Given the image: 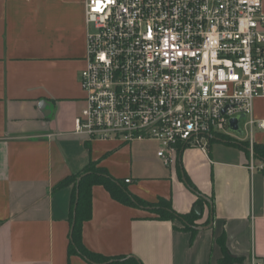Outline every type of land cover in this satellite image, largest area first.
Wrapping results in <instances>:
<instances>
[{"label": "crops", "instance_id": "obj_1", "mask_svg": "<svg viewBox=\"0 0 264 264\" xmlns=\"http://www.w3.org/2000/svg\"><path fill=\"white\" fill-rule=\"evenodd\" d=\"M87 1L0 0V264H95L68 253L73 196L90 166L140 202L124 204L92 185L82 225L90 252L141 264H220L223 237L241 259L231 264H264V160L253 151L264 146V130L257 123L240 145L226 141L237 135L213 139L207 150H180L169 165L156 142H89L75 133L86 105ZM252 118L264 120L263 98ZM71 177L77 183L60 186ZM160 203L179 215L194 212L197 226L161 220Z\"/></svg>", "mask_w": 264, "mask_h": 264}, {"label": "built area", "instance_id": "obj_2", "mask_svg": "<svg viewBox=\"0 0 264 264\" xmlns=\"http://www.w3.org/2000/svg\"><path fill=\"white\" fill-rule=\"evenodd\" d=\"M86 21L75 133L89 142H156L169 165L233 136L232 118L264 130V0H88Z\"/></svg>", "mask_w": 264, "mask_h": 264}, {"label": "trees", "instance_id": "obj_3", "mask_svg": "<svg viewBox=\"0 0 264 264\" xmlns=\"http://www.w3.org/2000/svg\"><path fill=\"white\" fill-rule=\"evenodd\" d=\"M248 146V145H247ZM255 155L264 160V146H255L253 149ZM78 177H71L60 184V186L77 183ZM101 184L105 186L111 193L113 198L127 204V205H138L140 202L133 197L126 189V187L109 176L100 168L96 166H90L84 172L82 179L79 183V195L76 193L73 196V210L75 216L72 218L73 228L71 232V242L69 245V256L80 255L91 263L95 264H141L136 258L129 257L124 259H111L101 255L90 252L83 244L82 240V225L83 222L90 219L91 214V202H90V188L92 185ZM203 200L199 199L197 204L202 205ZM157 213L161 220H175L179 219L183 222L186 230L193 229L197 225L195 221L197 215L193 212L189 215H179L172 211L171 208L165 203L159 204ZM219 244L223 250V259L220 264H231L241 261L240 258L233 257L226 248L225 239L222 237L219 239Z\"/></svg>", "mask_w": 264, "mask_h": 264}, {"label": "water", "instance_id": "obj_4", "mask_svg": "<svg viewBox=\"0 0 264 264\" xmlns=\"http://www.w3.org/2000/svg\"><path fill=\"white\" fill-rule=\"evenodd\" d=\"M244 117H245L244 115H241V116L230 119V122H229L230 131L239 135L240 137H244L246 135L245 130L241 128L240 126V120Z\"/></svg>", "mask_w": 264, "mask_h": 264}, {"label": "rangeland", "instance_id": "obj_5", "mask_svg": "<svg viewBox=\"0 0 264 264\" xmlns=\"http://www.w3.org/2000/svg\"><path fill=\"white\" fill-rule=\"evenodd\" d=\"M243 124H244V122H243ZM234 136H236L235 134H234ZM228 140H226V141H232V143H234V144H237V145H240L241 144V138L238 140V139H234V138H232V137H229V138H227ZM244 145V144H243Z\"/></svg>", "mask_w": 264, "mask_h": 264}]
</instances>
